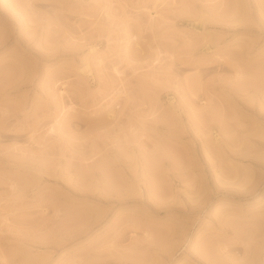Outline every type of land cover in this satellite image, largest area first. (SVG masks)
Wrapping results in <instances>:
<instances>
[{
  "label": "rangeland",
  "instance_id": "1",
  "mask_svg": "<svg viewBox=\"0 0 264 264\" xmlns=\"http://www.w3.org/2000/svg\"><path fill=\"white\" fill-rule=\"evenodd\" d=\"M0 264H264V0H0Z\"/></svg>",
  "mask_w": 264,
  "mask_h": 264
}]
</instances>
